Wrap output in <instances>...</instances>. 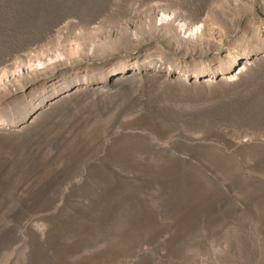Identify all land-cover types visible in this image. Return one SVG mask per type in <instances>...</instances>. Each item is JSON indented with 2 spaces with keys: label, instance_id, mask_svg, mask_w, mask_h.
I'll list each match as a JSON object with an SVG mask.
<instances>
[{
  "label": "rangeland",
  "instance_id": "1",
  "mask_svg": "<svg viewBox=\"0 0 264 264\" xmlns=\"http://www.w3.org/2000/svg\"><path fill=\"white\" fill-rule=\"evenodd\" d=\"M0 264H264V0H0Z\"/></svg>",
  "mask_w": 264,
  "mask_h": 264
}]
</instances>
